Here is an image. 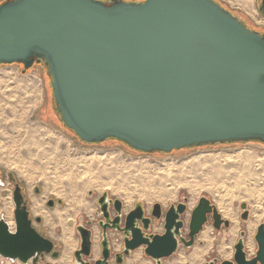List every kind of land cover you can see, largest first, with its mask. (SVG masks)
Wrapping results in <instances>:
<instances>
[{"label": "water", "instance_id": "1", "mask_svg": "<svg viewBox=\"0 0 264 264\" xmlns=\"http://www.w3.org/2000/svg\"><path fill=\"white\" fill-rule=\"evenodd\" d=\"M264 16V0L260 1ZM24 71L43 63L64 124L86 143L110 138L133 149L171 152L185 147L259 140L264 142V35L217 0H6L0 4V65ZM187 198H185L186 201ZM14 225L0 218V256L36 264L54 242L33 225L22 188L13 192ZM118 204L121 200L117 199ZM51 202L50 204H52ZM241 204L242 219L250 210ZM187 205L166 211L162 234H149L152 218L139 203L125 216V253L144 247L161 264L183 243L191 248L212 214L218 231L230 227L216 204L203 195L191 214L188 238L181 215ZM103 226L117 229L122 208ZM160 219L162 206L154 204ZM112 221L115 226H112ZM82 255L91 250V231L77 228ZM246 232L233 260L220 264H264V221L257 227L256 255L249 258ZM58 256V252L53 254ZM212 259L204 264H215Z\"/></svg>", "mask_w": 264, "mask_h": 264}, {"label": "rangeland", "instance_id": "2", "mask_svg": "<svg viewBox=\"0 0 264 264\" xmlns=\"http://www.w3.org/2000/svg\"><path fill=\"white\" fill-rule=\"evenodd\" d=\"M4 1L0 0V4ZM217 1L237 13L250 27L264 25L258 0H253V13L243 10L237 0ZM10 65H0V173H14L31 196L34 214L44 215L45 224L39 228L61 250L60 257H48L50 264H75L73 253L79 244L76 222L94 211L95 200L103 192L122 200L127 209L137 202L148 209L158 202L166 209L187 198L185 234L191 211L203 195L230 221V227L217 231L210 217L203 229L208 231V236L203 238L201 232L191 248L181 244L163 264H204L212 259L220 264L223 260H233L241 231L246 232L248 257L256 254L255 234L264 221V142L208 144L171 152L139 151L114 138L82 142L64 125L58 113L52 77L45 65L35 63L25 71L23 64H12L20 70ZM1 180L0 218L12 223L11 183L9 179L4 183ZM37 188L39 194L35 193ZM91 191L93 195L89 196ZM48 198L61 199L64 204L48 209L44 206ZM244 202L250 210L247 221L241 219ZM251 224L253 227L248 230ZM154 230L162 231V226L157 224ZM191 253L200 257L193 260ZM183 256L189 258L180 261ZM0 264L13 263L0 256Z\"/></svg>", "mask_w": 264, "mask_h": 264}, {"label": "flooded vegetation", "instance_id": "3", "mask_svg": "<svg viewBox=\"0 0 264 264\" xmlns=\"http://www.w3.org/2000/svg\"><path fill=\"white\" fill-rule=\"evenodd\" d=\"M103 1L106 2L107 4H112L113 3V0H103ZM260 1L261 0H258V9H259V11L261 13V16L264 19V16H263V14H262V12L260 10ZM223 6L226 7L225 5H223ZM231 12L233 14L237 15L239 18H242L237 13L233 12L232 10H231ZM244 22L248 25V23L245 20H244ZM250 28L251 29H254V30L258 31L260 34L264 35V25H261V24L258 25L257 24L256 26H254V28L253 27H250ZM116 140H118V139H116ZM81 141L82 142H85L83 140H81ZM104 141H106V140H104ZM119 141H121V140H119ZM101 142H103V141H101ZM121 142H123V141H121ZM94 143H96V142H94ZM3 175L0 173V178L3 177L2 180L0 179L1 182L4 183L6 181V179H9V181L11 183L10 184L11 186H10L9 189L12 192V199H13V192H14V189H15L16 185L17 184H20V186L22 188V194H23L24 202H27V204L29 206L30 218L32 219V223L41 232L42 235L46 236L44 234L43 230H41L39 228V227H43V225L45 224V217H44V215L42 213L34 214V212L32 210V207H31V205H32V199H31V196L27 193L26 187L23 186V184L19 182V180L16 178V176H15L14 173L9 172L7 175H5V173ZM2 185H5V184H2ZM39 191L40 190L37 188L35 190V193L36 194H39ZM92 195H93L92 191L89 192V196H92ZM117 199H119V198L112 197L109 194V192H103L102 194L98 195V197L95 200L96 201L95 202L96 203V208L94 209V211L92 213H88L85 216H82V218L80 217L77 220V222H76V230H77V234H78V237H79V244H78V247L75 249V251L73 253V255H74V263L75 264H78L77 263V260H76V257H75V252L77 250L81 249V243H82L80 233L78 232V229H77L80 226L86 227V228H88L91 231V241H92L90 254L89 255L83 254L82 255V260L85 263H87V264H98V261L99 260H104V256H103V245H102V242H103V234H104L103 226H105L108 223H107V221H106V219L104 217L103 207L106 208V212L107 211L110 212L111 220L112 221H114V218L118 215V212L116 211V209L117 208H122L121 222L118 223V224H116L117 229H115L113 227H107L106 228V234L108 236V241H109V246H110V256L107 259V263H105V264H141L142 260H146V259L151 260L153 262V264H157L156 261H154L152 258H150V257H148V256L145 255L144 247H139L138 249L131 250L129 254H126L124 252L125 251V237H126V234L121 229L124 228V226H125V224H124L125 216L127 214H129L130 211L134 210L137 207V205L139 203H141V202H137L130 209H127L126 208V204L122 200H121V204H118L116 202ZM51 202H53V203L50 204ZM179 203H185L187 205V199L185 201V198H184L183 201H180V202L174 204V206L177 207V205ZM58 204L61 205V206H63L64 201L61 200V199L56 200L55 198H48L45 201L44 206L46 208H48V209H54V208H56V206ZM154 204L148 209V207H146L143 203H141V205H142V207L144 209V212H145L144 216L152 218L151 227H150V230H149L148 233L149 234H151V233H154V234H156V233L162 234V233L165 232V229H164V224H165L164 217H165V213L171 207L172 204H170L169 207L166 208V209H164L163 206L161 205L162 206V215H161V218L160 219H156L152 215V212L154 211ZM194 208L192 209V211L194 210ZM14 209H15V206H14ZM247 209L249 210L248 207H247ZM192 211H191V214H192ZM187 212H188V205H187L186 212L183 215H181V219L184 221V223H185L184 216L186 215ZM243 212H244V210L242 209L241 210V219H242V213ZM210 217H211V219L213 221L212 214H209V220H210ZM190 219H191V217H190ZM248 219H249V216H248ZM209 220H208V222H209ZM247 220H243L242 219V221H247ZM112 221L110 222V224L112 226H115V224H113ZM10 224H14V215H13V222L10 223ZM157 224H159V225L162 226V231H155L154 230V227ZM185 226H186V223H185ZM222 228H227V227H224L222 225ZM222 228H221V230H222ZM184 229H185V227H184ZM188 231H189V229H188ZM183 235L186 236V238H188V232H187V234H185V232L183 231ZM196 239H195V241H196ZM53 242H54V249L52 250V252L51 253H48V254L42 255L36 264H40L41 262H46L47 264H50V261L48 259L49 256L52 257V258H58V257L61 256V250L58 249L59 247H58L57 243L55 241H53ZM181 244H183V243H180V245ZM55 252H58V256L57 257H55L53 255ZM137 254H140L141 257L140 258H136V255ZM249 258H252V257H249ZM164 259H166V258H164ZM163 260H162V263L161 264H163ZM16 262H18V261H16ZM81 264H83V263H81Z\"/></svg>", "mask_w": 264, "mask_h": 264}, {"label": "bare ground", "instance_id": "4", "mask_svg": "<svg viewBox=\"0 0 264 264\" xmlns=\"http://www.w3.org/2000/svg\"><path fill=\"white\" fill-rule=\"evenodd\" d=\"M238 1V3H239V5L241 6V8L243 9V10H245L246 12H249V13H253L254 12V2H253V0H237ZM36 145V144H35ZM39 148V147H38ZM39 150V149H38ZM42 151V150H41ZM38 152V151H37ZM65 182V181H64ZM257 212H258V208H257ZM254 213H256V212H254ZM257 215V214H256ZM259 217H260V215L258 216V219H259ZM255 218H256V216H255ZM251 223V222H250ZM11 225H14V224H11ZM253 226H252V224L251 225H248V230H250L251 228H252ZM252 231V230H251ZM68 232V231H67ZM67 236V235H66ZM65 236V237H66ZM208 236V231L205 229V230H203L202 231V237L203 238H206ZM67 238V237H66ZM70 239V238H69ZM66 240V239H65ZM68 241V240H67ZM70 241V240H69ZM71 242V241H70ZM69 243V242H68ZM68 245V244H67ZM196 250V249H195ZM202 250V252H203V249H201ZM221 251V250H220ZM202 252H200V253H202ZM196 253H199V252H196ZM224 253V252H223ZM191 254H194V253H191ZM201 255V254H200ZM227 255V254H226ZM186 256V255H185ZM198 257H200L199 255H197V254H194V256L192 257V259L193 260H196V259H198ZM189 258V257H188ZM187 257H182L181 259H180V261H186V259H188ZM191 259V258H190ZM146 264H150V262L149 263H146Z\"/></svg>", "mask_w": 264, "mask_h": 264}, {"label": "crops", "instance_id": "5", "mask_svg": "<svg viewBox=\"0 0 264 264\" xmlns=\"http://www.w3.org/2000/svg\"><path fill=\"white\" fill-rule=\"evenodd\" d=\"M7 65V64H6ZM8 65H10V64H8ZM14 70L15 69H17V70H20V69H18V68H16V67H13V65L11 64L10 65ZM4 259V258H3ZM4 260H6V261H8L7 259H4ZM11 261V260H10ZM147 263H149L150 262V264H153V262L151 261V260H148V259H146L145 260ZM13 264H16L17 262H13V261H11Z\"/></svg>", "mask_w": 264, "mask_h": 264}]
</instances>
